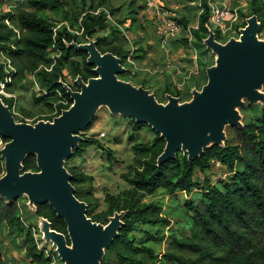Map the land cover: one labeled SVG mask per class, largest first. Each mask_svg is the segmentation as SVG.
<instances>
[{"label":"trees","instance_id":"1","mask_svg":"<svg viewBox=\"0 0 264 264\" xmlns=\"http://www.w3.org/2000/svg\"><path fill=\"white\" fill-rule=\"evenodd\" d=\"M135 3L136 0L130 1L128 14L123 19L118 16L119 9L111 4V0H89L88 3L86 0H23L12 6L13 10L0 12V54L9 59L13 68V71L7 72L4 64L0 63V89L3 85V91L13 95L33 88L30 94L32 105L49 114L35 121L51 120L72 103L59 81L76 90L68 79L73 81L80 76L86 81L94 77L93 66L86 63L87 54L66 47L72 41L83 43L89 39L96 41L101 53L110 52L120 59L126 72L118 78L129 74L126 66L130 54L129 42L122 36L119 27L126 20L131 25L137 21L141 6ZM199 5L201 13L197 26L188 32L192 37L190 45L201 60L209 53L202 43L208 36V28L214 31L218 41L224 42V39L211 26L208 0H199ZM249 10L248 15L239 12L242 22L238 26L244 27L245 20L255 15L261 24L259 33L263 32L264 0H251ZM53 14L59 15L60 22L67 24H58L57 21L56 24L50 18ZM112 18L113 23L110 21ZM177 23L184 30L188 29L187 18H180ZM100 32L103 34L96 36ZM138 44L134 43L137 50L131 57L141 61L144 50ZM148 81L142 79L137 84H131L153 92L147 87ZM161 92L163 98L165 94H171L181 96L180 101H184L182 92L169 86ZM0 99L12 112L15 98L0 94ZM250 108L258 111L259 115L247 121L243 119V130L229 128L224 147L211 146L204 150L201 158L191 162L177 153L175 160L157 166L156 159L163 150L164 141L155 133L150 143H133L130 146L132 162L121 175L128 186L116 194L105 192L106 209L100 212H96L98 199L93 195L92 176L76 167H68V163L82 158L91 146L104 153L107 160L113 159L112 151L96 138L81 133L84 141L65 162L72 176L75 197L87 204V217L97 223L106 224L114 212H125L124 225L105 251L101 264H109L111 260L119 264H153L158 255L149 242L167 243L160 259L165 264H264V107L255 105ZM18 111L32 116L25 106H20ZM54 112L56 115L51 116ZM13 116L16 121L26 122L17 115ZM143 128L151 130L147 125L130 119L128 135ZM5 142L7 140L0 137V148ZM214 164L224 169L227 180L211 182L209 175ZM23 166L24 171L37 170L34 157H27ZM3 171V160L0 158V177ZM197 173L202 178H198ZM160 192L173 200H178V194L189 196L183 204L189 231L187 236L177 237L171 231L159 235L160 229L171 224L161 204L154 199ZM30 217L35 221L43 217L51 223L53 230L66 235L63 220L48 204L37 205L36 212ZM26 220L20 214L18 199L7 202L0 197V224L7 228L9 234H18L23 238L25 260L28 264H50L51 259L36 247L33 236L39 233L36 223L26 225ZM153 231L158 234L154 235ZM136 235L145 236V240L138 242ZM0 264H5L1 253Z\"/></svg>","mask_w":264,"mask_h":264},{"label":"water","instance_id":"2","mask_svg":"<svg viewBox=\"0 0 264 264\" xmlns=\"http://www.w3.org/2000/svg\"><path fill=\"white\" fill-rule=\"evenodd\" d=\"M260 26L252 15L236 37L224 42L208 28L202 43L214 56L213 64L205 68V83L200 89L192 88L187 101L165 94L164 102H159L143 86L119 79L126 68L112 53H101L95 40L66 44L87 54L86 63L93 66L94 74L86 81L77 76L73 80L76 90L59 81L72 102L67 109L51 120L19 122L0 99V137L7 140L0 148L4 170L0 197L7 202L25 197L32 213L37 205L48 204L63 220L66 235L53 230L43 217L37 218L36 224L42 241L54 248L60 264H101L124 225L125 212H114L106 224L97 223L87 217V204L75 197L65 162L84 141L81 133L98 110L105 108L113 117L147 125L164 141L157 166L175 160L177 153L191 162L211 146L224 147L226 128L244 129L240 109L246 103L264 107V38L258 36ZM27 157L35 158L36 171H24Z\"/></svg>","mask_w":264,"mask_h":264},{"label":"rangeland","instance_id":"3","mask_svg":"<svg viewBox=\"0 0 264 264\" xmlns=\"http://www.w3.org/2000/svg\"><path fill=\"white\" fill-rule=\"evenodd\" d=\"M22 1L23 0H0V12L13 10L12 6ZM130 1L131 0H111V4L119 9L118 16H120V19H123L128 14ZM150 1H153L154 7L150 5ZM210 1L212 3L224 4L230 8H236L238 14L241 12L243 15H248L250 12L251 0ZM86 2L88 3L89 0H86ZM78 4L81 5L80 3ZM135 4L141 6V9L138 10L137 21L131 25L130 21L126 20L125 24L119 28L122 30V36L128 40L129 44L127 47L133 56L134 51L137 50L134 43L138 42V45H141L144 50V59L137 61L135 58L130 57L131 63L126 61V66L129 68L130 73L119 79L135 84L142 81V79L149 80L147 87L153 91L152 93L155 92L157 94L155 97L160 102H164L161 90L165 86H169L172 90L181 91L183 100H189L191 96L188 90L192 88H201L206 81L204 66L209 65L211 62L213 63L214 60V56L210 52L206 53L205 57H201V60H199L197 58V51L190 45L192 37L188 31L197 26L198 16L201 13L199 0H136ZM148 9H150L151 12ZM156 10L165 11L175 18L176 21L180 18H187L189 21L188 29L184 30L179 24V34L170 37L167 39L166 45H162L160 37L156 32ZM47 14L49 15V13ZM50 18L55 22L57 21L58 24H67L66 22H60L61 17L59 15L57 16V14H53ZM110 21L113 23V18ZM102 34L103 33L100 32L96 36H101ZM258 36L263 39L264 31L259 33ZM184 41L187 42L184 43ZM3 61V56L0 54V63ZM200 62L203 63L200 64ZM68 81L69 83L73 82L70 79H68ZM190 81L193 82V84ZM32 90L33 88L29 89L27 92H15L13 94L16 100L14 110L18 118H22L28 122H33L36 119L49 115L37 109L41 107L32 105L30 99ZM20 106L27 107L32 116L29 117L20 113L18 111ZM250 107L252 106L246 104L240 109V114L245 121L259 115L258 111ZM129 124V118L119 116L113 117L105 108L99 109L92 124L83 134L86 137L96 138L103 146L110 149L113 159L107 160L104 153L91 146L87 148L82 158L74 159L68 163V167H76L87 175L92 176V186L94 187L93 195L98 199L96 212L106 209V204L104 203L105 192L116 194L128 186L121 178V175L125 174L127 166L132 162L133 154L130 150V146L133 143H150L155 136L154 132L148 128H143L138 133H130L129 136ZM100 133H103L104 136L99 137ZM226 134H229V127L226 128ZM196 176L202 178L198 173ZM227 177L228 175L225 173L224 169L217 164L212 166L209 175L212 183H216L219 180H227ZM188 198L189 196L178 194V200H173L172 197L162 192L154 197L163 207L164 214L167 215L171 223L169 227L160 229L159 235L168 234V231H171V233H174L177 237L187 236L189 234L187 222L183 215V213H185L183 204L185 199ZM18 204L20 206V214L23 218H27L26 225L30 222L37 224V219L36 221L34 219L31 220L30 214H32V212L27 207V199L25 197L19 198ZM153 233L154 235L158 234L156 231H153ZM136 238L138 242L145 240V236L143 235H136ZM148 244L158 255V259L153 264H165L160 259L167 249V243L149 242ZM23 247V238L18 234H9L7 228L0 224V253L3 256L5 264L10 263L9 260L13 257V254L16 255V259L13 257L14 263L19 262V260L25 261L24 255H22ZM59 263V259H55L54 264ZM109 264L119 263L115 260H111Z\"/></svg>","mask_w":264,"mask_h":264},{"label":"built area","instance_id":"4","mask_svg":"<svg viewBox=\"0 0 264 264\" xmlns=\"http://www.w3.org/2000/svg\"><path fill=\"white\" fill-rule=\"evenodd\" d=\"M150 5L154 7L153 1H150ZM208 5L210 7V23H211L212 28L217 30V32L224 39V41H226L230 37H236L238 35V29L241 28L238 25L241 24L242 22L238 14V10L236 8H230L224 4L212 3L210 0H208ZM148 10L150 11V9ZM155 13H156V21H157L156 32L158 36L160 37L162 45H166L167 39L179 34L180 26L177 23L176 19L173 18L168 13H166L165 11L156 10ZM131 55L132 53L130 51V54L128 55V58H127V61L129 63H131L130 62ZM3 59L4 61L1 63L4 64L5 71L7 72L13 71V68L10 65L9 59H7L5 56H3ZM7 81H10V80L8 79ZM0 94L5 97L14 98V95L5 94V92L3 91V85H1ZM62 103L64 105L67 104L65 100H63ZM12 114L17 115L14 109L12 111ZM55 115H56V112L52 113L51 116H55ZM103 136H104L103 133L99 134V137H103ZM33 236H34L37 249L41 251L46 257L51 259L50 264H54L55 259H58L54 248L50 244L44 243L39 233L36 232L33 234Z\"/></svg>","mask_w":264,"mask_h":264},{"label":"crops","instance_id":"5","mask_svg":"<svg viewBox=\"0 0 264 264\" xmlns=\"http://www.w3.org/2000/svg\"><path fill=\"white\" fill-rule=\"evenodd\" d=\"M155 79V78H154ZM87 151V150H86ZM22 255H24V251H22ZM2 255V254H1ZM15 254H13V257L15 258ZM11 258L9 261H10V263L9 264H13L14 263V258ZM24 257V256H23ZM16 259V258H15ZM25 259V258H24ZM2 260H3V256H2ZM4 261V260H3ZM5 262V261H4ZM14 264H28V262L25 260V261H20L19 260V262H16V263H14Z\"/></svg>","mask_w":264,"mask_h":264}]
</instances>
